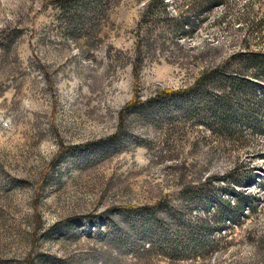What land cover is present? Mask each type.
Here are the masks:
<instances>
[{
    "label": "rangeland",
    "instance_id": "1",
    "mask_svg": "<svg viewBox=\"0 0 264 264\" xmlns=\"http://www.w3.org/2000/svg\"><path fill=\"white\" fill-rule=\"evenodd\" d=\"M62 2L0 0V264H264V0Z\"/></svg>",
    "mask_w": 264,
    "mask_h": 264
},
{
    "label": "trees",
    "instance_id": "2",
    "mask_svg": "<svg viewBox=\"0 0 264 264\" xmlns=\"http://www.w3.org/2000/svg\"><path fill=\"white\" fill-rule=\"evenodd\" d=\"M57 1H62V0H57ZM72 0H64V2H62V3H64V6L65 7H69L71 4H76V3H73V2H71ZM151 1H153V0H151ZM162 1V0H161ZM209 2H214V0H209ZM82 5V4H81ZM160 6V5H159ZM161 6H163V8H165L167 5H161ZM79 7H80V5H79ZM146 7V10H151L154 6H145ZM188 33H190V32H188ZM187 33V34H188ZM139 48V47H138ZM138 51H140V49H138ZM252 54H254V53H252ZM250 55V54H248V56H247V59H244L245 61H251V60H253V59H258V54H255V55H257V56H254V55ZM255 61V60H254ZM136 62H138V63H140L141 61H140V59H139V56L137 57V59H136ZM134 66H137V65H134ZM134 75L136 76V73H134ZM223 78H225L226 80H228L229 82H230V84L231 85H235V84H238L239 82H238V80H237V78L235 77V76H233V75H223ZM198 82L199 81H202V78L201 77H199V78H197L196 79ZM247 82V81H246ZM249 82V81H248ZM247 82V83H248ZM166 92H168V94L169 95H172L173 97V100L175 99V100H178V98H181V96L180 95H177V94H180V91H176V90H174V91H166Z\"/></svg>",
    "mask_w": 264,
    "mask_h": 264
}]
</instances>
